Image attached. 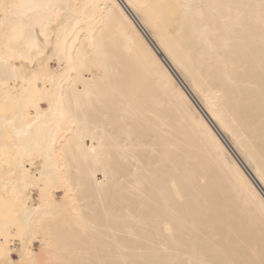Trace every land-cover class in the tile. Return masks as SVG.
Here are the masks:
<instances>
[{
  "label": "bare ground",
  "instance_id": "bare-ground-1",
  "mask_svg": "<svg viewBox=\"0 0 264 264\" xmlns=\"http://www.w3.org/2000/svg\"><path fill=\"white\" fill-rule=\"evenodd\" d=\"M0 264H264V0H0Z\"/></svg>",
  "mask_w": 264,
  "mask_h": 264
},
{
  "label": "rangeland",
  "instance_id": "rangeland-1",
  "mask_svg": "<svg viewBox=\"0 0 264 264\" xmlns=\"http://www.w3.org/2000/svg\"><path fill=\"white\" fill-rule=\"evenodd\" d=\"M176 79H177V78H176ZM37 247H38V245H37L36 243H34V245H33V249H34L35 251L37 250ZM12 260H13V262L17 263V258H16L15 253H13V255H12Z\"/></svg>",
  "mask_w": 264,
  "mask_h": 264
}]
</instances>
